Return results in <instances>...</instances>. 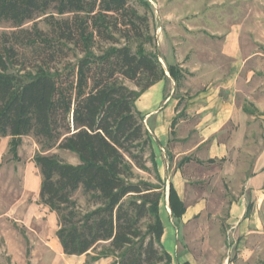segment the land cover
I'll use <instances>...</instances> for the list:
<instances>
[{
  "label": "trees",
  "instance_id": "16d2710c",
  "mask_svg": "<svg viewBox=\"0 0 264 264\" xmlns=\"http://www.w3.org/2000/svg\"><path fill=\"white\" fill-rule=\"evenodd\" d=\"M0 24L11 29L0 33V138H11L13 152L24 136L39 145V201L57 216L63 254L100 249L88 262L175 264L161 243V187L133 182L135 169L148 171L150 149L135 103L166 72L176 83L181 78L143 44L135 51L127 45L151 41L148 19L128 0H0ZM53 148L78 164L45 154ZM149 159L160 182L152 153ZM168 205L179 221L185 207L171 185Z\"/></svg>",
  "mask_w": 264,
  "mask_h": 264
},
{
  "label": "crops",
  "instance_id": "0c3cea01",
  "mask_svg": "<svg viewBox=\"0 0 264 264\" xmlns=\"http://www.w3.org/2000/svg\"><path fill=\"white\" fill-rule=\"evenodd\" d=\"M204 41L210 42V48L205 50L212 51L214 61L179 66L188 68L185 78L192 80L190 85L197 89L189 94L185 89L181 98L172 97L171 91L178 85L166 72V77L142 93L135 103L144 117L156 170L166 185L159 216L162 211L167 227H174L178 222L185 224L193 217L207 215V191H201L205 196L197 202H185L187 188L195 181L187 177L186 170L196 163H203L206 168L218 163V176L214 178L221 185L218 201L224 202L225 209L219 207L215 215L225 217L227 232L241 248L237 263L255 264L256 251L249 245H240L264 239V67L246 64L256 54L246 56L233 28L221 35L209 34ZM204 184H209L208 178ZM169 185L185 207L179 221L169 209ZM161 222L162 246L172 240L166 252L175 263L177 230L170 232L162 219ZM5 245L10 264L24 262L19 250L15 252L9 242ZM47 255L49 264L111 263L109 258L88 262V255H64L57 239L53 249L47 247ZM184 262L188 260L180 259L175 264Z\"/></svg>",
  "mask_w": 264,
  "mask_h": 264
},
{
  "label": "rangeland",
  "instance_id": "374dc122",
  "mask_svg": "<svg viewBox=\"0 0 264 264\" xmlns=\"http://www.w3.org/2000/svg\"><path fill=\"white\" fill-rule=\"evenodd\" d=\"M128 4L140 16L148 19L147 35L151 39L145 44L131 41L127 43L130 49L135 51L139 44H143L145 52L158 56L164 70L169 66L180 70L181 78L177 82L178 86L171 91L172 97L181 98L185 89L189 94L193 88H198L190 85L192 80L185 78L188 68L179 66L214 61L212 51L207 53L208 50H205L211 46L210 42L204 41L209 34L221 35L233 28L240 36V44L246 56L256 54L246 64L256 68L264 67V0H128ZM31 26L32 23L25 25ZM38 26L43 30L47 29L41 21ZM10 30L8 24H0V33ZM125 44L120 41V45ZM104 47L107 48V45ZM124 84L131 90H139L129 82ZM10 142V137L0 138V264H10V258L6 256V242L11 244L15 252L19 250L24 261L20 264H32V260L34 264H49L46 258L49 257L47 247L53 249L58 222L56 214L39 201L40 176L33 159L42 152L32 136L19 138L15 152L10 150ZM45 154L56 155L72 165L78 164L75 155L57 148L46 151ZM149 154L147 150L145 158L148 171L135 169L133 182L144 180L159 185L163 195L166 193V185L158 181ZM196 164L186 170L187 177H192L195 181L187 188L185 202L195 203L199 197L205 196L201 191H207L210 206L207 215L193 217L185 224L176 223L174 227H167L168 222L161 211L160 218L170 228V232L175 228L177 230L174 261L176 263L183 259L190 264H242L237 263L241 248L238 249L235 238L227 232L225 217L215 215L219 207L225 209L224 202L218 201L221 185L214 178L218 176L220 164L216 163L209 168L203 166V163L200 166ZM206 178L209 179L207 186L204 184ZM74 198L83 210L87 209L85 199L79 192ZM171 241H166L163 246L165 251L172 245ZM252 242L239 245H249L257 253L254 263L264 264V239ZM99 250L90 252L91 256L96 255ZM247 256L246 251L245 258ZM109 259L112 263L113 260ZM241 259L244 260L243 257Z\"/></svg>",
  "mask_w": 264,
  "mask_h": 264
}]
</instances>
